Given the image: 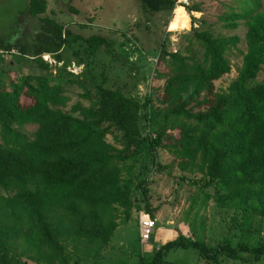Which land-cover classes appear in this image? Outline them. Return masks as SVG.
<instances>
[{
    "label": "trees",
    "instance_id": "16d2710c",
    "mask_svg": "<svg viewBox=\"0 0 264 264\" xmlns=\"http://www.w3.org/2000/svg\"><path fill=\"white\" fill-rule=\"evenodd\" d=\"M176 1L139 0L142 13L149 15L173 13ZM235 1L220 20L229 30L245 23L246 52L226 91L217 92L213 83L230 73L227 53L237 48L239 37L192 27L188 42L196 48L189 46L186 53L168 52L162 40L158 59L167 71L157 75L163 80L161 93L140 102L127 90L107 87L102 74L92 100L86 81L94 83V78L86 59L98 52L116 58L114 42L66 31L54 19L41 17L47 0H27L25 12L39 22L33 39L6 42L0 36V50H15L18 61L47 74L13 79L4 72L7 87L0 78V264H23L24 257L69 264L72 256V264H79L108 248L132 211L154 218L146 173L149 164L158 167L156 149L170 153L181 171L201 174L203 186L214 192L211 197L203 193V203L213 198L217 206L240 212L241 223L236 245L226 237L209 247L178 234L147 263L166 264L172 249H194L209 264H223L219 258L246 264L264 258V242L251 240L259 232L252 229L253 220L264 218V79L256 81L264 67V6L260 0ZM185 10L200 12L195 6ZM78 42L84 48L72 55L85 68L82 81L66 79L69 61L63 57ZM45 54L62 64L63 74L52 77ZM70 84L81 89L89 107L76 103L68 113L59 108L69 100ZM154 101L164 107H155ZM143 120L154 135H142ZM28 124L36 125L31 139L19 131Z\"/></svg>",
    "mask_w": 264,
    "mask_h": 264
},
{
    "label": "rangeland",
    "instance_id": "374dc122",
    "mask_svg": "<svg viewBox=\"0 0 264 264\" xmlns=\"http://www.w3.org/2000/svg\"><path fill=\"white\" fill-rule=\"evenodd\" d=\"M236 4L235 0H187L186 6L198 7L200 12L188 13L181 4H177L173 13L149 15L142 13L139 0H47L46 13L41 17L54 19L63 25L66 31L84 37L101 35L114 42L113 51L116 58L98 52L86 59L87 70L94 78V83L86 81L92 100L96 99L95 83L100 82L102 74L106 78L107 87L118 86L142 102L149 94L155 98L161 93L163 80L157 75L167 71L164 62L158 59L162 40L168 52L186 53L189 46L196 48L194 43L192 46L188 42V39H191L189 35L192 27L208 29L214 35L239 37L237 48L227 53L231 63L230 73L213 83L217 92L226 91L229 83L236 78L242 64V54L246 52L245 23L240 21L234 30H229L223 27L220 20L221 15L228 11V7H235ZM260 4L264 6V0H260ZM26 7L27 0H0V36L6 42L29 43L33 39L39 22L28 16ZM83 48L84 44L78 42L63 51L65 61H69L66 66L69 76H66V79L83 80L81 73L84 67L78 66L77 58L72 55L73 50L80 52ZM15 55V50H0V78L4 72L13 79L23 75L47 74L28 61H18ZM42 59L50 66L52 77L63 74L62 64L55 62L50 55ZM263 79L264 67L256 81L261 82ZM7 82L6 77L1 79L4 87H7ZM65 95L69 100L65 106L59 107L64 112H70L76 103L86 108L90 105V101L82 97V91L77 85H66ZM153 104L158 108L164 107L156 101ZM142 126L143 136L154 135V128L149 127L144 120ZM35 130L36 125L33 124L19 128L29 139L33 137ZM106 140L112 143V136L108 135ZM156 161L158 167L149 164L150 168L146 173L150 203L157 209L154 213L157 223L149 243L141 247L136 211H132L128 222L122 223L115 230L108 248L102 250L99 255L81 260L79 264H141L142 261L143 264H148V259L154 252L178 234L201 240L209 247L217 246L226 237L231 239L233 245L239 241L240 212L217 206L213 198L203 203L202 194L207 193L211 197L214 192L211 187L203 186L205 180L201 174L181 171L174 157L163 149H156ZM194 198L196 202L193 203ZM254 228L259 229V232H254L252 242H264V218L254 219L252 229ZM22 247L20 244L16 253ZM73 259L74 256L69 260V264L73 263ZM164 259L166 264H209L200 258L194 249L168 250ZM219 261L226 264L230 260L219 258ZM22 262L45 264L26 257L22 258ZM250 263L264 264V258L259 262Z\"/></svg>",
    "mask_w": 264,
    "mask_h": 264
},
{
    "label": "built area",
    "instance_id": "2783aa9c",
    "mask_svg": "<svg viewBox=\"0 0 264 264\" xmlns=\"http://www.w3.org/2000/svg\"><path fill=\"white\" fill-rule=\"evenodd\" d=\"M187 1L182 2L181 5L185 8ZM47 54L43 55L42 58H45ZM47 60V59H45ZM136 222L139 235V243L141 247L147 245L150 241L152 230L155 228L157 219L152 218L145 211L139 210L136 212Z\"/></svg>",
    "mask_w": 264,
    "mask_h": 264
},
{
    "label": "crops",
    "instance_id": "0c3cea01",
    "mask_svg": "<svg viewBox=\"0 0 264 264\" xmlns=\"http://www.w3.org/2000/svg\"><path fill=\"white\" fill-rule=\"evenodd\" d=\"M117 229V228H116ZM115 232V231H114ZM226 264H246V263H241V262H239V261H234V260H230V261H228ZM249 264V263H248ZM251 264V263H250ZM257 264H259V263H257Z\"/></svg>",
    "mask_w": 264,
    "mask_h": 264
},
{
    "label": "bare ground",
    "instance_id": "6f19581e",
    "mask_svg": "<svg viewBox=\"0 0 264 264\" xmlns=\"http://www.w3.org/2000/svg\"><path fill=\"white\" fill-rule=\"evenodd\" d=\"M187 0H178V3L177 4H181L182 2H185Z\"/></svg>",
    "mask_w": 264,
    "mask_h": 264
}]
</instances>
